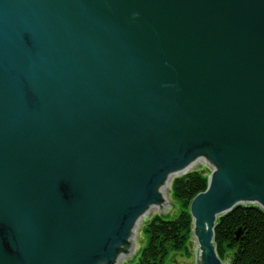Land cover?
<instances>
[{"label": "water", "instance_id": "water-1", "mask_svg": "<svg viewBox=\"0 0 264 264\" xmlns=\"http://www.w3.org/2000/svg\"><path fill=\"white\" fill-rule=\"evenodd\" d=\"M264 208V0H0V264H116L170 173ZM230 207V208H229Z\"/></svg>", "mask_w": 264, "mask_h": 264}, {"label": "trees", "instance_id": "trees-1", "mask_svg": "<svg viewBox=\"0 0 264 264\" xmlns=\"http://www.w3.org/2000/svg\"><path fill=\"white\" fill-rule=\"evenodd\" d=\"M204 178L200 172H193L174 180L172 200L178 203L179 213L170 220L156 216L149 223L143 231L148 241L133 264H165L172 253L189 256L186 248L191 232L189 203L204 190ZM238 229L241 239L235 240L234 233ZM213 241L222 262L264 264V214L248 207L233 211L218 221Z\"/></svg>", "mask_w": 264, "mask_h": 264}, {"label": "rangeland", "instance_id": "rangeland-1", "mask_svg": "<svg viewBox=\"0 0 264 264\" xmlns=\"http://www.w3.org/2000/svg\"><path fill=\"white\" fill-rule=\"evenodd\" d=\"M199 161H200V164H199L198 170H202V172H204L205 174L206 173L209 174L210 171H213L214 165L213 163H207V157H198V162ZM178 177L179 176H176L173 179L178 178ZM164 203H165L166 210H162V209L155 207L154 209L151 210L150 215L148 216V219L150 218V216H157V214L159 213H162V216L164 217V219H168V220L174 218L177 215L180 208H179L178 203L171 199L170 190L168 192L167 201L164 198ZM189 210H190V207H189ZM134 226H136V224H134ZM142 226L144 227V223L139 224L138 230H141L142 232H140L139 235H136V240H133L132 256L121 255L120 258L118 259L119 262H117L116 264H124V263L133 264L138 260L141 250L144 248V246L146 245L148 241L145 238L146 236H144L143 234ZM236 232L234 234H236ZM191 234H194L192 229L189 235L191 236ZM190 236L188 239L189 240L188 244L186 245L187 251L189 252V256H184L181 253H172L168 257L167 262L165 264H194V251L197 248L196 240L198 239L191 238Z\"/></svg>", "mask_w": 264, "mask_h": 264}, {"label": "bare ground", "instance_id": "bare-ground-1", "mask_svg": "<svg viewBox=\"0 0 264 264\" xmlns=\"http://www.w3.org/2000/svg\"><path fill=\"white\" fill-rule=\"evenodd\" d=\"M199 164H200V161L198 163H195L193 165H190L188 167H185L183 169H180L178 171H175V172L169 174L170 176L167 177L166 184L162 187L163 197L165 198L166 201H167V196H168L169 190H170V197L172 199V185H173L174 180L176 179V178L175 179H173V178L176 177V176L186 177L188 174L193 173V172H200L201 174H203L205 176V178H204L205 179L204 190L199 192V193H197L194 197H196L197 195H199L202 192H206L207 189H210L211 181L213 180V172H216L215 168L213 169V171H210L209 174L208 173L205 174L204 172H202V170H198ZM191 202H192V200L189 203V207L191 205ZM257 204H258V202H247V204H244V205L237 204V205H235V206H233L231 208L229 207L230 208L229 211L224 212L222 214L216 215V217H215V228H216V226L218 224V221L220 219H222L226 215H228V214L232 213L233 211L238 210L239 208H242V207L256 208V209L260 210L264 214V208L259 207ZM154 208L155 207L148 208V210L145 213H143L144 215L142 214L143 216L141 217V220H135L136 221V223H135L136 226H134L135 228H134L133 240H136V235H139V233L142 232L141 230H138L139 224L140 223H144V227L142 226L143 227V231H144V229L146 227H148L149 223L152 222L153 219L156 217V216H150V218L148 219V216L150 215L151 210L154 209ZM178 213H179V211H178ZM178 213H177V215H178ZM189 215H190V218H191V221H190L191 229L195 233V230L197 229V227H196V219L193 217V215L191 214L190 210H189ZM157 217L160 218L161 220H168V219H164V217L162 216V213L157 214ZM190 237L196 239L197 235L191 234ZM145 238L147 240V237H145ZM234 239L235 240H240L241 239V230L240 229H238L236 234H234Z\"/></svg>", "mask_w": 264, "mask_h": 264}]
</instances>
